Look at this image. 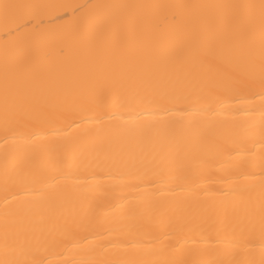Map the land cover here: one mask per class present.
<instances>
[{
  "label": "bare ground",
  "instance_id": "6f19581e",
  "mask_svg": "<svg viewBox=\"0 0 264 264\" xmlns=\"http://www.w3.org/2000/svg\"><path fill=\"white\" fill-rule=\"evenodd\" d=\"M261 0H0V264H264Z\"/></svg>",
  "mask_w": 264,
  "mask_h": 264
},
{
  "label": "snow or ice",
  "instance_id": "6c2138e0",
  "mask_svg": "<svg viewBox=\"0 0 264 264\" xmlns=\"http://www.w3.org/2000/svg\"><path fill=\"white\" fill-rule=\"evenodd\" d=\"M261 10H262V21H264V0H261ZM33 264H38V262L33 261Z\"/></svg>",
  "mask_w": 264,
  "mask_h": 264
}]
</instances>
